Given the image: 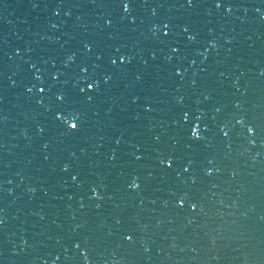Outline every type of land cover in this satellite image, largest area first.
Here are the masks:
<instances>
[{"label": "water", "instance_id": "1", "mask_svg": "<svg viewBox=\"0 0 264 264\" xmlns=\"http://www.w3.org/2000/svg\"><path fill=\"white\" fill-rule=\"evenodd\" d=\"M0 264H264V0H0Z\"/></svg>", "mask_w": 264, "mask_h": 264}, {"label": "snow or ice", "instance_id": "2", "mask_svg": "<svg viewBox=\"0 0 264 264\" xmlns=\"http://www.w3.org/2000/svg\"><path fill=\"white\" fill-rule=\"evenodd\" d=\"M72 127H73V128H76V127H77V125H76V124H74Z\"/></svg>", "mask_w": 264, "mask_h": 264}]
</instances>
